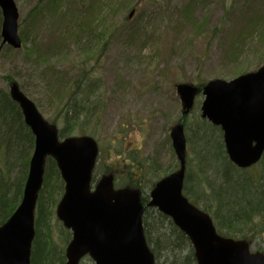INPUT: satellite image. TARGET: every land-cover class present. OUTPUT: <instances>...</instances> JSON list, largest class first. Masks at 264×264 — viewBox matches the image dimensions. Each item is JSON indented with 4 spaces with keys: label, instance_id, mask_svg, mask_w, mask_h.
I'll use <instances>...</instances> for the list:
<instances>
[{
    "label": "rangeland",
    "instance_id": "rangeland-1",
    "mask_svg": "<svg viewBox=\"0 0 264 264\" xmlns=\"http://www.w3.org/2000/svg\"><path fill=\"white\" fill-rule=\"evenodd\" d=\"M14 2L22 46L18 51L6 46L0 53V91L8 93L11 82L22 86L42 117L61 131L55 118L62 98L88 71L89 80L81 89L96 109L69 126L65 135L95 140L99 156L93 186L108 172L116 189L133 181L149 199L153 185L178 167L170 139L182 112L176 86L231 81L264 67V0ZM203 100L202 94L195 98L184 123L185 186L200 208L209 209L214 224L208 189L217 184L213 161L224 144L221 130L201 119ZM260 162L247 171L260 175ZM18 172L17 164L12 178ZM51 176L54 192L42 200L45 222L40 230L65 264L72 233L56 216L64 186L60 189ZM262 221L264 217L255 218L253 226L239 227L241 232L231 238L245 236L251 252L264 255ZM189 251L184 247L156 264L181 262ZM79 264L94 263L84 257Z\"/></svg>",
    "mask_w": 264,
    "mask_h": 264
},
{
    "label": "water",
    "instance_id": "water-1",
    "mask_svg": "<svg viewBox=\"0 0 264 264\" xmlns=\"http://www.w3.org/2000/svg\"><path fill=\"white\" fill-rule=\"evenodd\" d=\"M1 44L19 50V13L14 0H0ZM134 14L132 11L129 18ZM181 121L170 131L178 170L157 181L143 205L140 193L114 189L111 175L91 187L99 149L89 136L59 138L35 104L16 83L9 96L20 108L24 124L34 137V148L20 204L0 226V264H30L35 238L34 212L44 176L45 160L56 163L64 192L56 216L72 238L65 250L66 264H79L88 256L94 264H155L146 244L142 215L156 209L170 218L189 240L197 264H264V255L251 253L246 241L217 234L212 219L183 195L186 172V139L183 122L202 94L201 118L222 131L229 161L238 169L256 165L264 153V67L231 81L211 80L202 87L179 84Z\"/></svg>",
    "mask_w": 264,
    "mask_h": 264
},
{
    "label": "trees",
    "instance_id": "trees-1",
    "mask_svg": "<svg viewBox=\"0 0 264 264\" xmlns=\"http://www.w3.org/2000/svg\"><path fill=\"white\" fill-rule=\"evenodd\" d=\"M60 77L63 76L60 75ZM87 80H89L88 71L81 73L79 80L70 86L62 98L59 105L60 110L57 112L58 116L55 118L61 124L60 138L68 137L65 135L67 128L75 125L81 116L90 117L96 109V106L89 105L88 92L86 94L81 89ZM18 87L24 93V88ZM27 94L24 95L28 96ZM205 145H209V140L205 142ZM33 148L34 137L24 124L19 106L11 100L8 93L0 91V226L10 218L21 201ZM214 158L216 159L213 161L215 163L214 174H216L214 181L217 184L209 185L208 189L214 204V224L220 235L232 237L233 234L241 232L239 227L253 226L255 218L264 217V155L260 162L261 174L257 177L248 171L238 170L232 165L222 145L221 151ZM17 164L19 172L12 178V170ZM107 173L105 172L104 175H108ZM51 174L55 176L61 189L63 182L56 164L48 158L45 161L43 184L36 203L34 224L36 238L31 249L30 264H56V261L64 264L63 257L57 256L54 245L49 241L48 236H42L40 230L41 224L45 222L42 200L54 192V188L49 187ZM185 182H189L187 176ZM125 186L133 189L138 187L133 181H129ZM183 194L192 204L200 208L185 185ZM147 201L148 197H142L141 193V202L144 204ZM200 209L207 214L210 212L206 206ZM142 225L147 246L157 263L171 253L182 252L186 247L190 251L186 257L180 259L181 262L174 260L170 263L166 259L161 264H196L188 239L169 218L155 209L145 208ZM260 232L264 235V221L260 224ZM242 240H246V237H242Z\"/></svg>",
    "mask_w": 264,
    "mask_h": 264
}]
</instances>
